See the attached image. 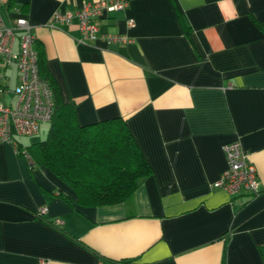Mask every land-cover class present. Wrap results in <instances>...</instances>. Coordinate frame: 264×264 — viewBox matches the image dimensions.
<instances>
[{
	"label": "crops",
	"instance_id": "obj_1",
	"mask_svg": "<svg viewBox=\"0 0 264 264\" xmlns=\"http://www.w3.org/2000/svg\"><path fill=\"white\" fill-rule=\"evenodd\" d=\"M98 1L5 0L0 16L29 23L76 122L121 119L152 174L126 202L81 207L48 170L32 175L0 145V264H264V0H127L98 20L99 35L127 43L79 44L75 18L47 26ZM233 142L255 168L257 195L212 188Z\"/></svg>",
	"mask_w": 264,
	"mask_h": 264
},
{
	"label": "trees",
	"instance_id": "obj_2",
	"mask_svg": "<svg viewBox=\"0 0 264 264\" xmlns=\"http://www.w3.org/2000/svg\"><path fill=\"white\" fill-rule=\"evenodd\" d=\"M259 25L264 28V22ZM37 57L39 76L53 92V117L47 137L26 147L18 144L17 155L27 156L32 175L44 167L58 178L76 195L81 207L110 206L130 200L140 181L149 177L152 171L125 123L113 118L79 125L74 105L63 103L56 94L40 49ZM105 261L108 264H132Z\"/></svg>",
	"mask_w": 264,
	"mask_h": 264
},
{
	"label": "built area",
	"instance_id": "obj_3",
	"mask_svg": "<svg viewBox=\"0 0 264 264\" xmlns=\"http://www.w3.org/2000/svg\"><path fill=\"white\" fill-rule=\"evenodd\" d=\"M5 0H0V9ZM127 0H100L84 4L75 14H54L48 27L59 29L69 25L75 18L78 23L79 44H91L97 39L108 43H127V38L113 35H99L98 20L103 15L124 11L128 8ZM133 27V20L127 22ZM21 31L16 35L15 31ZM16 71L14 89L11 90L12 70ZM12 95L8 104L0 101V145L8 144L17 152L16 138H31L39 133L40 125L51 121L54 112V96L48 83L42 80L38 72L36 38L25 19H17L13 27L4 24L0 16V98ZM226 168L213 189L222 190L229 196L241 193L250 196L259 193L255 168L246 159L239 142L223 147ZM27 159V156H25ZM46 209L38 210L43 215ZM59 224V221H56ZM108 264V263H103Z\"/></svg>",
	"mask_w": 264,
	"mask_h": 264
},
{
	"label": "rangeland",
	"instance_id": "obj_4",
	"mask_svg": "<svg viewBox=\"0 0 264 264\" xmlns=\"http://www.w3.org/2000/svg\"><path fill=\"white\" fill-rule=\"evenodd\" d=\"M11 73L13 76L11 79V86L10 87H11V90H13L14 89L13 82L15 81V75H14V72H11ZM11 97H12V95L4 96V97L0 98V101L3 102L4 104H8ZM49 127H50L49 124H42L40 127V131L36 136H33L32 138L22 137V138H19V139L16 138V139H18L19 141H21L23 143H34L37 141L44 140L48 134Z\"/></svg>",
	"mask_w": 264,
	"mask_h": 264
}]
</instances>
